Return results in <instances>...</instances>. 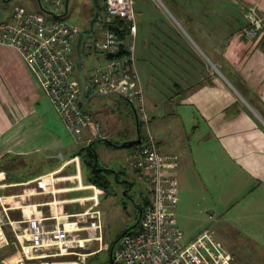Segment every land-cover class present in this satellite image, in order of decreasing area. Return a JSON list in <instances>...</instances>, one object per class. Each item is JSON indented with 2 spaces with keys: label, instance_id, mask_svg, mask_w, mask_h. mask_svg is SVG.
Wrapping results in <instances>:
<instances>
[{
  "label": "crops",
  "instance_id": "0c3cea01",
  "mask_svg": "<svg viewBox=\"0 0 264 264\" xmlns=\"http://www.w3.org/2000/svg\"><path fill=\"white\" fill-rule=\"evenodd\" d=\"M248 1L134 0L137 31L129 36L124 30L121 55L132 57L134 89L142 93L140 106L148 115L158 151L178 156L177 181L193 179L203 188H228L226 205L258 211L264 207V0H254L263 27L251 39L242 32ZM85 46L92 48L88 42ZM87 73L82 72L83 77ZM131 110L138 139L137 109ZM60 123L64 127L20 53L0 45V195L8 198L12 220L99 211L68 213L64 169L34 170L21 183L11 181L12 170L66 163L67 138L89 147L102 141L111 150L137 140L112 141V133L102 124L100 138L86 137L85 127L83 140H78L65 127L62 132ZM127 148L130 153L132 147ZM213 216L210 213L207 220ZM48 223L52 228L53 222ZM210 236L224 248L222 241Z\"/></svg>",
  "mask_w": 264,
  "mask_h": 264
},
{
  "label": "built area",
  "instance_id": "2783aa9c",
  "mask_svg": "<svg viewBox=\"0 0 264 264\" xmlns=\"http://www.w3.org/2000/svg\"><path fill=\"white\" fill-rule=\"evenodd\" d=\"M65 1L38 0L53 16L51 19L15 4L9 15L0 19V45L20 53L41 83L68 134L83 140V129L90 126L100 138L101 125L84 112L82 96L114 92L128 99L137 98L142 103V93L134 89L137 73L133 70L132 57L118 56L124 43L120 33L127 30L129 36H134L137 31L134 0H102V8L93 23L98 37L88 44L103 54L107 62L88 72L84 86L81 77H72L77 72L74 43L81 29L63 18L67 13ZM243 15L246 23L242 32L246 38H254L263 27L258 4L248 1ZM131 46L129 44L128 51ZM137 113L140 139L132 147L127 164L146 185V196L136 227L116 242L111 261L113 264H230L226 252L206 230L192 240L183 241L176 215L168 211L178 204V156L158 151L144 107L139 106ZM7 199L0 195V249L13 244L17 252L1 258L0 264H25L24 261L86 264L90 256L102 252L100 211L12 220ZM62 218H74V226H61ZM49 221L54 224L52 228L46 227ZM60 258L74 259L51 261Z\"/></svg>",
  "mask_w": 264,
  "mask_h": 264
},
{
  "label": "rangeland",
  "instance_id": "374dc122",
  "mask_svg": "<svg viewBox=\"0 0 264 264\" xmlns=\"http://www.w3.org/2000/svg\"><path fill=\"white\" fill-rule=\"evenodd\" d=\"M98 1L100 5L101 0ZM15 4L40 13L45 19L53 18L40 6L38 0H0V18L9 14ZM93 12L92 0H69L68 11L63 15V18L79 26L82 31L88 27ZM96 37H98V33L94 30L91 33L81 34L80 51L83 74L94 67L104 66L107 62V58L103 54L85 46L86 42H92ZM74 55L76 56L75 43ZM72 77H81L78 68ZM140 104L138 99H126L111 92L91 97L87 103L82 104V108L88 115H93L92 118L97 117L106 129L109 128L113 135L110 136L112 141L121 144L123 141L137 139L131 107L138 109ZM150 125L152 126L151 120ZM60 127L63 132L64 127L61 123ZM84 134L92 139H97L98 136L93 127H86ZM67 140V145L70 146L65 153L66 163L54 162L45 168L41 163L16 168L11 171L10 179L13 182L21 183L25 181L24 179L30 178L34 170L36 172L41 170L44 173L49 169H64L69 182L68 213L96 208L102 214L103 250L90 256L86 264H113L110 260V247L117 236L134 226L138 221V207L143 206L142 200L146 196V185L141 181L139 175L125 163V158L129 153L127 147L111 150L104 142L97 141L93 145V150H90L87 143L76 144L71 138H67ZM157 147H160L158 141ZM90 152L94 154L100 168L117 171L120 181H129L133 183V187L128 190V186L119 183L112 173H103L107 180L105 187L93 186L89 182L91 177V169L88 167L91 160ZM113 162L115 165L110 166ZM125 166L128 169H125ZM224 188L221 189L217 186L203 188L199 181L193 179L178 182V205L168 211L176 215L178 227L184 236L183 241L194 235L197 236L203 230H208L210 235H214L216 239L223 242V250L226 252L230 264H264V207L260 206L258 211H252L245 206L236 209L233 205H226L225 203L230 199L224 196L228 193V188ZM0 193H3V190ZM210 213H213L214 216L208 221ZM60 223L63 227H72L75 224V219H66V221L62 219ZM50 224L47 223L46 227L50 228ZM9 237L12 238V234H9ZM15 246L13 244L3 246L0 249V259L12 251L13 253L17 252ZM93 248H96V244ZM67 259L74 258L56 260ZM35 264H39V262Z\"/></svg>",
  "mask_w": 264,
  "mask_h": 264
},
{
  "label": "water",
  "instance_id": "95a60500",
  "mask_svg": "<svg viewBox=\"0 0 264 264\" xmlns=\"http://www.w3.org/2000/svg\"><path fill=\"white\" fill-rule=\"evenodd\" d=\"M5 1H8V0H5ZM68 3H69V0H66V1H65V9H66V10H65V13H66L67 10H68ZM93 6H94V12H93V15L91 16V18H90V20H89V22H88V27H87L86 29H83L82 31H80V33H79L78 36H77L76 43H75V51H76V57H77V58H76V59H77V68H78V70H79V72H80L81 81H82V85H83V86H84L85 81H84V77H83L82 69H81L82 58H81V51H80V39H81V34H82V33H91V31L93 30V23H94V20H95L96 15H97L98 12H99V4H98V0H93ZM104 93H110V92H95V93L91 94V95H90L89 97H87V98H85V97L82 96L81 102H82V104H85V103H87V102L90 100L91 97H93V96H97V95H101V94H104ZM117 94H119V93H117ZM119 95H120V94H119ZM137 132H139L138 127H137ZM139 139H140V136H139V134H138V139L135 141V143L138 142ZM124 146H125V143L121 144L120 147H124ZM96 164H97V161L95 160V162H94V164H93V168H94V169H96ZM100 170H101V169H98V171H100ZM114 178H115L116 180H118L116 174H114ZM118 181H119V183H121V184H124V183L127 184V186H128L127 189H128V190H130V189L133 187V183H131V182H129V181H126V180H125V181H120V180H118ZM138 212L140 213L139 209H138ZM136 225H137V222H136V224H135L134 226H132L131 228L127 229V231H130V230L134 229V228L136 227ZM127 231H126V232H127ZM126 232L122 233V234L119 236V238L114 242V244L110 247V260L112 259V258H111V256H112V251H113V248H114L116 242H117L122 236H124Z\"/></svg>",
  "mask_w": 264,
  "mask_h": 264
},
{
  "label": "trees",
  "instance_id": "16d2710c",
  "mask_svg": "<svg viewBox=\"0 0 264 264\" xmlns=\"http://www.w3.org/2000/svg\"><path fill=\"white\" fill-rule=\"evenodd\" d=\"M100 6V5H99ZM92 15H93V13H92ZM120 35H121V37L123 38V40L126 38V36H127V33H126V31H122L121 33H120ZM125 47V41H124V43H123V46H122V48H121V51H120V54H118V56H121V53H123V51H124V48ZM88 97V96H87ZM86 97V98H87ZM125 98V97H124ZM126 99H128V98H126ZM137 119H138V113H137ZM137 123H138V129L140 130V126H139V121H137ZM108 142V141H107ZM110 143V142H109ZM138 142H136V143H133V142H128V143H125V147H133V146H135L136 144H137ZM156 144H157V142H156ZM89 149L91 150H93V147L92 146H90L89 147ZM90 158H91V160L89 161V163H88V167L91 169V177L89 178V181L94 185V186H96V187H105L106 185H107V180H106V178L104 177V175H103V173H106V174H109V173H113V171H111V170H107V169H103V168H100L99 167V165L98 164H96V169H94V168H92L93 167V164H94V162H95V160H96V158H95V156H94V154L93 153H91L90 152ZM178 168V167H177ZM98 169H101L100 171H98ZM177 170V169H176ZM117 175V179H119V173H117L116 174ZM178 182V181H177ZM124 185H125V183H124ZM127 185V184H126ZM125 185V186H126ZM178 205V204H177ZM140 208L141 207H138V209H139V211H140ZM138 215H139V212H138ZM127 230H124L122 233H124V232H126ZM204 231V230H203ZM207 232H208V234H209V231L208 230H206ZM129 232H131V230L130 231H127L125 234H128ZM121 233V234H122ZM120 234V235H121ZM119 235V236H120ZM199 235V234H198ZM210 235V234H209ZM119 236H117V238L115 239V241L119 238ZM211 237V236H210ZM114 241V242H115ZM114 243H112V245H113ZM111 245V246H112Z\"/></svg>",
  "mask_w": 264,
  "mask_h": 264
},
{
  "label": "flooded vegetation",
  "instance_id": "af4514ba",
  "mask_svg": "<svg viewBox=\"0 0 264 264\" xmlns=\"http://www.w3.org/2000/svg\"><path fill=\"white\" fill-rule=\"evenodd\" d=\"M93 1V0H92ZM98 4H99V1H98ZM99 10H100V6H99ZM126 185V184H125Z\"/></svg>",
  "mask_w": 264,
  "mask_h": 264
}]
</instances>
